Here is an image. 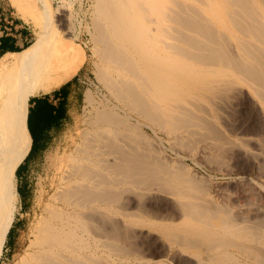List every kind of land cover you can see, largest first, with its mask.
Wrapping results in <instances>:
<instances>
[{
	"label": "bare ground",
	"instance_id": "1",
	"mask_svg": "<svg viewBox=\"0 0 264 264\" xmlns=\"http://www.w3.org/2000/svg\"><path fill=\"white\" fill-rule=\"evenodd\" d=\"M95 12L97 77L109 97L85 156L41 202L14 264H264V183L240 177L258 201L248 206L169 192L194 180L186 156H234L220 129L237 131L228 118L245 91L264 121V0H100ZM40 65L0 98L33 83ZM255 163L264 175V151ZM2 205L10 225L15 211Z\"/></svg>",
	"mask_w": 264,
	"mask_h": 264
},
{
	"label": "rangeland",
	"instance_id": "2",
	"mask_svg": "<svg viewBox=\"0 0 264 264\" xmlns=\"http://www.w3.org/2000/svg\"><path fill=\"white\" fill-rule=\"evenodd\" d=\"M18 1L22 3L23 7L26 9L25 12L30 17L33 27H35L37 31L42 29L47 35L49 41L48 47L51 33L44 25V14L48 13V17L55 31L52 48L40 54L35 61L37 65L41 64L40 66H43L47 78L39 85L27 90L23 97L29 95L34 89L42 85L45 86L49 82L53 83L61 78L63 57L64 55H68L67 52L74 50L75 47L84 50L85 62L72 78L76 77L81 81L82 92L86 94L84 102L82 103L83 107L79 108V112L76 114L74 120L71 123L69 122L63 129L55 131L52 144L45 153H43L40 160L33 165L27 163L29 161L26 162V165L30 166V170L27 176L24 177L23 182L19 179L18 170L16 174L5 170L9 168V165H18L25 156L28 149V136L26 134L24 135L26 137L22 139L21 132L18 133L17 130L10 133L12 144L9 145V158H12L13 162L9 160L5 163L2 158H0L1 165L4 167L2 168L0 166V198L13 206L11 208L15 211L14 214L16 218L14 222L9 225V216H11L12 212H10L8 206H4L5 204L0 207V243L4 246L3 258L0 264H14V257H19L21 252L25 249V246H27L31 228L36 224L37 216L41 213V202L43 200L47 201L49 195L54 193V190H51L53 184L61 180V176H63L69 168L74 166L76 163L75 161L85 156L83 151L87 149L89 145V138L92 137L95 130L98 129L95 124L96 114L98 110L103 108V104H106V97H109L106 88L97 77V71L101 66V60L98 55V46L93 40L95 36V7L100 0ZM29 25L31 28L32 25L30 23ZM74 44L76 45L74 46ZM18 56L19 55H15L11 57L10 60L15 61ZM14 70L17 71V69ZM12 71L13 69H11L10 72ZM7 74L9 77V73ZM0 83L2 84L1 80ZM6 85H9V79ZM43 91H45V89L41 92ZM89 98L91 99V103L88 101ZM241 100L238 102L237 106L235 105V107H233V116L228 118L231 119L230 122L233 123L232 126L235 127L237 131L235 130L236 132L234 131L235 133L231 134L227 131L229 130L228 127L221 126L220 129L224 134L226 133L224 136L227 141V146L225 145L226 149H232V146H236L233 148L235 150L234 156L227 155L228 153L226 152H224V154L218 153L219 155L215 154L216 152H214V154L209 153L204 156L201 155V158H194L195 160L191 158V156H186L184 162L191 173L190 175L188 174L189 178L187 177L186 179L190 181L191 178L192 181L194 178L192 182L190 181L191 184L188 185V188L190 187L189 190L193 188L196 194L193 193L194 191L192 189L189 191L187 187H185L186 185H181L185 188L179 187L182 190L181 193L179 188H174L176 190L170 188L169 192L173 193L171 194L173 201H175L173 195L176 196V199L178 198L176 194H178L179 200H181L182 197H184V199L186 197L187 199L188 196H190L189 198L195 197V200L199 199V201H201V198L204 200L212 197L216 193L213 197L217 196L218 201H226L228 197H232L234 201L231 202V206H248L258 203L257 199L250 193V187L242 186L239 179L241 176H246L250 181L253 180V183H264V175L261 172H257V170H253L255 168L254 165H256L255 156L262 154L264 151V121L261 120V122H259L256 112H254V105L256 104L259 107V104L250 91H245V97ZM0 103L4 104L2 107L5 108L6 106L7 109L9 108L7 114L25 115L27 106L26 101L20 103L17 101L9 102L8 100ZM4 124L5 123L2 122V125ZM258 132L262 135L257 134ZM38 145V142H36L34 151L31 155L32 160L41 155V148L38 147ZM248 153L253 157L249 156ZM24 163L25 162H23V164ZM23 170H25V167ZM191 175L193 178L190 177ZM203 184L205 188L208 185L206 188L207 190L204 189ZM17 187L22 193L25 191L29 192L27 204H20V196ZM200 188L203 191L202 193ZM172 190H174V192ZM185 191L189 195L183 193ZM204 191L205 193L207 191L208 195L210 194L206 198L204 197L206 196ZM191 194H193L192 197ZM198 195L201 198H198ZM26 199L27 198H25V200ZM176 201H178V199ZM260 218L259 222L264 228V215ZM153 239L158 238L154 236ZM143 240H147L146 244L150 243V246L152 243L154 244V240L147 239L146 236ZM161 260H163L162 262H166L169 259H166V257L153 258L155 262Z\"/></svg>",
	"mask_w": 264,
	"mask_h": 264
},
{
	"label": "crops",
	"instance_id": "3",
	"mask_svg": "<svg viewBox=\"0 0 264 264\" xmlns=\"http://www.w3.org/2000/svg\"><path fill=\"white\" fill-rule=\"evenodd\" d=\"M25 10L18 0H0V80L2 82V84L0 83V93L12 92L23 84L29 78L30 73L40 65L35 63L39 55L50 49L47 35L42 29L37 31L33 27ZM29 23L32 25L31 28ZM67 53L68 55L63 57L61 78L53 83L49 82L45 86L42 85L23 97L27 90L46 80L47 75L43 70L29 86L9 95V97L0 98V102L8 100L9 102H27L24 116L7 114L9 108L2 107L4 104L0 103V158L3 162L7 163L9 160L13 162V159L9 158V145L12 144L10 133L17 130L18 133L21 132L22 139L26 137L24 135L28 136V149L25 156L18 165H9L7 170L4 169L15 174L18 170L19 179L22 182L30 170V166L26 164L37 163L52 144L55 131L61 130L69 122L71 123L79 112V108L83 107L82 103L86 93L82 92L81 81L76 77L72 78V76L83 66L85 52L83 49L75 47L74 50ZM15 55H19L15 61L10 60ZM11 69H13L12 72H10ZM7 73H9V77ZM8 79L9 85H6ZM44 89L45 91L41 92ZM2 122L5 124L2 125ZM36 142L41 148V155L32 160L31 155ZM30 151L32 152L28 159L29 162L24 165L23 162ZM0 166L2 167L1 159ZM24 167L25 170H23ZM19 196L20 204L28 203V191L22 195L19 194ZM25 198L27 199L25 200Z\"/></svg>",
	"mask_w": 264,
	"mask_h": 264
},
{
	"label": "trees",
	"instance_id": "4",
	"mask_svg": "<svg viewBox=\"0 0 264 264\" xmlns=\"http://www.w3.org/2000/svg\"><path fill=\"white\" fill-rule=\"evenodd\" d=\"M31 152H32V151H30V153L27 155L26 159L24 160L25 163L28 161V159H29V157H30V155H31ZM25 163H24V165H25ZM18 191H19V190H18ZM19 194L22 195V192L19 191Z\"/></svg>",
	"mask_w": 264,
	"mask_h": 264
}]
</instances>
